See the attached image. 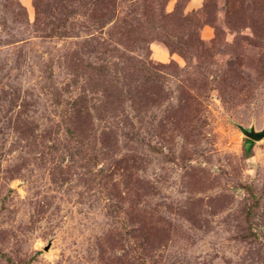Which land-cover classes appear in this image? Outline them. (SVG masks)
<instances>
[{
	"label": "rangeland",
	"instance_id": "obj_1",
	"mask_svg": "<svg viewBox=\"0 0 264 264\" xmlns=\"http://www.w3.org/2000/svg\"><path fill=\"white\" fill-rule=\"evenodd\" d=\"M264 0H0V264H264Z\"/></svg>",
	"mask_w": 264,
	"mask_h": 264
},
{
	"label": "water",
	"instance_id": "obj_2",
	"mask_svg": "<svg viewBox=\"0 0 264 264\" xmlns=\"http://www.w3.org/2000/svg\"><path fill=\"white\" fill-rule=\"evenodd\" d=\"M238 127L249 139H252L254 141H260L264 138V127L261 130H256L254 126L247 128L241 124H238Z\"/></svg>",
	"mask_w": 264,
	"mask_h": 264
},
{
	"label": "trees",
	"instance_id": "obj_3",
	"mask_svg": "<svg viewBox=\"0 0 264 264\" xmlns=\"http://www.w3.org/2000/svg\"><path fill=\"white\" fill-rule=\"evenodd\" d=\"M253 145H254V141L252 139H249V138L245 139L244 148H245L247 156L251 155Z\"/></svg>",
	"mask_w": 264,
	"mask_h": 264
}]
</instances>
